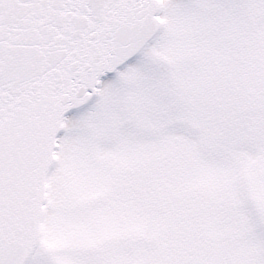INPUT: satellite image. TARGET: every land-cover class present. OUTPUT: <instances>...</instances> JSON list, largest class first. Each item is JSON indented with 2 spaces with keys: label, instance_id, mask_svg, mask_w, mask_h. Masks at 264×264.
<instances>
[{
  "label": "snow or ice",
  "instance_id": "snow-or-ice-1",
  "mask_svg": "<svg viewBox=\"0 0 264 264\" xmlns=\"http://www.w3.org/2000/svg\"><path fill=\"white\" fill-rule=\"evenodd\" d=\"M0 264H264V0H0Z\"/></svg>",
  "mask_w": 264,
  "mask_h": 264
}]
</instances>
